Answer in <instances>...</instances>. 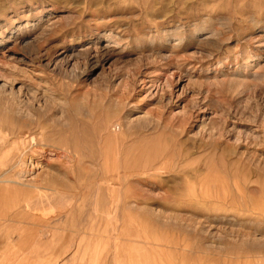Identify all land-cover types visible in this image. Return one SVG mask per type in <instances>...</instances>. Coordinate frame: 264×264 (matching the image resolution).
Wrapping results in <instances>:
<instances>
[{"label": "rangeland", "instance_id": "1", "mask_svg": "<svg viewBox=\"0 0 264 264\" xmlns=\"http://www.w3.org/2000/svg\"><path fill=\"white\" fill-rule=\"evenodd\" d=\"M10 149L0 264H264V0H0Z\"/></svg>", "mask_w": 264, "mask_h": 264}, {"label": "bare ground", "instance_id": "2", "mask_svg": "<svg viewBox=\"0 0 264 264\" xmlns=\"http://www.w3.org/2000/svg\"><path fill=\"white\" fill-rule=\"evenodd\" d=\"M43 147V146H42ZM59 147V146H58ZM20 149V148H19ZM10 152H7L8 154L6 155L7 156V158H6V160H5V162H4V164L6 165V166H8V164L10 163V162H12L13 160H15L16 158H18L17 159V162L16 161H13V162H16V163H13V168H15V172H14V174L12 175L11 174V176H12V178H13V176L17 179V180H10L9 181V179H7V181H4L3 180V182H7L6 184L7 185H9V183L11 184V183H16V184H18V185H21V184H24V182H29V181H32L33 179H34V177H35V173H36V171H35V169H36V167L39 165V163H36V161L33 159V158H31L30 156L29 157H25V156H20L18 153H17V151H18V149H17V151H16V154H14V152L15 151H12L11 152V149L9 150ZM20 151V150H19ZM21 152V151H20ZM69 152V151H68ZM21 154V153H20ZM30 154V153H29ZM69 154V153H68ZM4 155V156H5ZM22 155V154H21ZM65 156H68V158H71V156H70V154L69 155H65ZM5 159V158H4ZM3 160V159H2ZM70 160H72V159H70ZM1 162H3V161H1ZM1 165H2V163H0ZM4 165V166H5ZM10 165V164H9ZM11 166H12V164H11ZM13 168H11L12 170H13ZM1 170V169H0ZM13 171H11L10 170V173H12ZM8 174V173H7ZM9 175V174H8ZM10 176V175H9ZM8 176V177H9ZM4 183V184H5ZM5 184V185H6ZM4 186V185H3ZM11 186H13L12 184H11ZM15 186V185H14ZM3 188V187H2ZM4 192V191H3ZM6 192V191H5ZM9 192V191H8ZM4 194V193H3ZM28 204V203H27Z\"/></svg>", "mask_w": 264, "mask_h": 264}, {"label": "crops", "instance_id": "3", "mask_svg": "<svg viewBox=\"0 0 264 264\" xmlns=\"http://www.w3.org/2000/svg\"><path fill=\"white\" fill-rule=\"evenodd\" d=\"M4 183H5V182H0V193H1V194L5 193V191H6V193H8V191H9L10 188H11V184H12L13 186H14V185H15V186L18 185V184H16V183H11V184L9 183V185H7V184H8L7 182H6L7 184L5 183V184H6V185H5ZM3 185H4V186H3ZM2 187H3V188H2ZM3 191H4V192H3ZM6 193H5V194H6ZM3 196H4V194H3ZM4 204H5V203H4Z\"/></svg>", "mask_w": 264, "mask_h": 264}]
</instances>
